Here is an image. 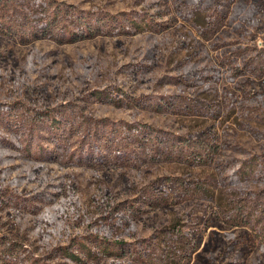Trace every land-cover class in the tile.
<instances>
[{
  "label": "rangeland",
  "instance_id": "374dc122",
  "mask_svg": "<svg viewBox=\"0 0 264 264\" xmlns=\"http://www.w3.org/2000/svg\"><path fill=\"white\" fill-rule=\"evenodd\" d=\"M0 264H264V0H0Z\"/></svg>",
  "mask_w": 264,
  "mask_h": 264
}]
</instances>
